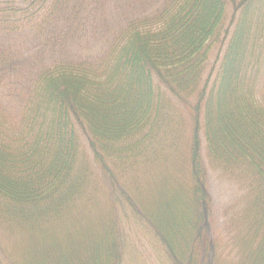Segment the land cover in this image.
<instances>
[{"label":"trees","instance_id":"trees-1","mask_svg":"<svg viewBox=\"0 0 264 264\" xmlns=\"http://www.w3.org/2000/svg\"><path fill=\"white\" fill-rule=\"evenodd\" d=\"M132 227L264 264V0H0V264H125Z\"/></svg>","mask_w":264,"mask_h":264},{"label":"rangeland","instance_id":"rangeland-1","mask_svg":"<svg viewBox=\"0 0 264 264\" xmlns=\"http://www.w3.org/2000/svg\"><path fill=\"white\" fill-rule=\"evenodd\" d=\"M93 15L94 14L82 15L80 19L82 22L87 23L89 20L88 18L90 17V20H92ZM103 16L104 18L108 17L107 15ZM79 34V37L82 40L78 43L80 48H86L88 41L89 45H92L94 40H96L94 36L89 40L84 39L87 35V31H82ZM98 44H100V41ZM73 46L77 47L74 43ZM203 149L205 157V144H203ZM208 190L213 203V223L218 229L224 222L222 218L224 212L232 206L236 198L239 197L238 188L233 182L229 181L227 177L221 175L220 172L212 171L208 165ZM178 212L179 209L175 212V216L178 215ZM125 264H169V262L164 249L155 238L132 227L128 239V250Z\"/></svg>","mask_w":264,"mask_h":264}]
</instances>
